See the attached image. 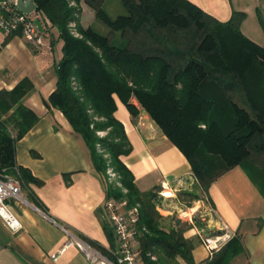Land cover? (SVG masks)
I'll list each match as a JSON object with an SVG mask.
<instances>
[{
    "label": "trees",
    "instance_id": "obj_1",
    "mask_svg": "<svg viewBox=\"0 0 264 264\" xmlns=\"http://www.w3.org/2000/svg\"><path fill=\"white\" fill-rule=\"evenodd\" d=\"M32 1L42 35L55 29L62 41L56 88L46 105L81 136L104 178L107 161L96 145L110 156L121 189L106 181L108 200L138 207L137 258L143 264H194L195 240L184 235L189 226L177 220L166 225L155 208L158 190L141 192L123 163L131 145L114 116L115 99L132 118L139 113L136 100L185 156L204 193L241 164L264 173V46L241 32L245 14L234 12L221 22L189 0H118L125 14L113 18L106 0ZM82 5L92 11L91 21ZM95 23L102 25L99 31ZM29 89L22 81L0 91V176L23 183L33 179L16 165L15 143L38 120L20 103ZM98 131L107 134L97 138ZM241 249L234 237L204 264H230Z\"/></svg>",
    "mask_w": 264,
    "mask_h": 264
},
{
    "label": "crops",
    "instance_id": "obj_2",
    "mask_svg": "<svg viewBox=\"0 0 264 264\" xmlns=\"http://www.w3.org/2000/svg\"><path fill=\"white\" fill-rule=\"evenodd\" d=\"M189 1L221 22L234 12L244 13L241 32L264 46V0ZM81 7L91 21L92 11ZM57 36L56 32L54 43L62 48ZM42 37L44 45L35 47L19 33L0 32V91L29 82L31 89L20 103L38 117L15 143L16 165L33 181L21 182L20 198L7 201L21 230L13 233L0 218V264H90L74 245L52 260L69 241L64 230L107 256L116 242L105 214V178L95 170L81 136L72 131L60 111L46 105L56 88L55 66L62 53L56 55L47 34ZM115 103L114 116L131 145L123 163L141 192L170 193L168 198L156 197V211L166 225L177 220L189 226L184 235L195 240L194 264L211 260L234 237L242 249L230 264H264V173L244 163L218 177L204 193L185 156L159 127L144 112L134 120L118 99ZM132 103L137 106L136 100Z\"/></svg>",
    "mask_w": 264,
    "mask_h": 264
},
{
    "label": "built area",
    "instance_id": "obj_3",
    "mask_svg": "<svg viewBox=\"0 0 264 264\" xmlns=\"http://www.w3.org/2000/svg\"><path fill=\"white\" fill-rule=\"evenodd\" d=\"M35 13L27 15L21 12L16 5V0H0V32L6 35L19 32L26 43L36 47L41 46L42 32L34 23L37 20ZM161 195L166 193L162 192ZM20 196L21 182L7 175L0 176V218L13 233L20 231L22 226L7 201ZM125 205L126 202L118 203L112 199L105 204L106 218L116 242L115 248L110 251L111 256L103 254L97 247L64 230L69 236V241L52 256V260L56 261L64 248L74 245L90 264H143L137 258L135 248L137 232L134 225L139 221L138 208L134 207L127 212Z\"/></svg>",
    "mask_w": 264,
    "mask_h": 264
},
{
    "label": "rangeland",
    "instance_id": "obj_4",
    "mask_svg": "<svg viewBox=\"0 0 264 264\" xmlns=\"http://www.w3.org/2000/svg\"><path fill=\"white\" fill-rule=\"evenodd\" d=\"M73 6H74V4H73ZM104 8H105V10L108 12V14L111 16V17H116V16H118V15H124L125 14V10H124V8H123V6H122V4L118 1V0H106V2H105V6H104ZM37 20L40 22V20L37 18ZM41 23V22H40ZM41 26H42V23H41ZM74 25H71L70 27H73ZM100 26H102L101 24H99V23H95V25L93 26L94 27V29L96 30V31H99L100 29ZM42 29H43V26H42ZM49 29V28H48ZM17 33H19V32H17ZM103 35H106L107 34V29H105V31H103V32H101ZM12 34H14V33H12ZM20 34V33H19ZM10 35V34H9ZM21 35V34H20ZM50 35H51V37H50ZM47 37L48 38H52L53 39V37H56V31H55V29H51L50 30V32H48V34H47ZM21 38H22V36H21ZM23 39V38H22ZM41 39H42V44H41V46H43L44 45V39H43V37H41ZM41 46H39V47H41ZM36 47V46H35ZM55 51H56V55L58 54L59 56L61 55V45L58 43H56L55 44ZM135 105V104H134ZM136 106V105H135ZM137 108H138V110H139V113H138V115L136 116V117H134L133 119L134 120H136L138 117H139V114H140V112H144L145 113V115L148 117V119L149 120H151L155 125H156V123L149 117V115L144 111V110H142L140 107H139V105H138V103H137V106H136ZM106 134H107V132H104V131H98V132H96V136H97V138H102V137H104V136H106ZM96 149H97V152L100 154V155H102L103 156V158L107 161V165H106V170H105V178H106V181L110 184V185H114V186H116L117 188H120L121 189V185L119 184V176L116 174V173H114L113 171H112V168H111V162H110V156H108V155H106V152L105 151H103V150H101L100 149V145L99 144H97L96 145ZM2 175V174H1ZM9 176V175H8ZM10 177H13V176H11L10 175ZM13 178H15V177H13ZM166 191H168V192H171L170 190H166ZM123 193H124V191H122ZM163 191L161 190V191H158L157 192V197L159 196L161 199H164V198H168V196L167 195H161V193H162ZM164 193H166V192H164ZM194 195H195V191H194V193H193ZM116 202H118V203H121V201H116ZM125 207H126V205H125ZM134 208V207H133ZM138 208V207H137ZM130 209H132V208H130ZM130 209H126L125 208V211H129ZM135 248H137L138 249V244L136 243V240H135Z\"/></svg>",
    "mask_w": 264,
    "mask_h": 264
},
{
    "label": "water",
    "instance_id": "obj_5",
    "mask_svg": "<svg viewBox=\"0 0 264 264\" xmlns=\"http://www.w3.org/2000/svg\"><path fill=\"white\" fill-rule=\"evenodd\" d=\"M16 5L21 12L27 15L33 14L37 11V6L32 0H16ZM34 23L37 26V29L42 32L43 29L41 23L38 20H35Z\"/></svg>",
    "mask_w": 264,
    "mask_h": 264
},
{
    "label": "bare ground",
    "instance_id": "obj_6",
    "mask_svg": "<svg viewBox=\"0 0 264 264\" xmlns=\"http://www.w3.org/2000/svg\"><path fill=\"white\" fill-rule=\"evenodd\" d=\"M167 192H168V191H167ZM166 195H167V196H169V195H170V193H167Z\"/></svg>",
    "mask_w": 264,
    "mask_h": 264
}]
</instances>
